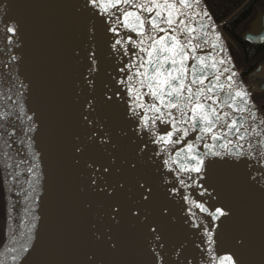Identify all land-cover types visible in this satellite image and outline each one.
Returning <instances> with one entry per match:
<instances>
[{
    "label": "water",
    "instance_id": "95a60500",
    "mask_svg": "<svg viewBox=\"0 0 264 264\" xmlns=\"http://www.w3.org/2000/svg\"><path fill=\"white\" fill-rule=\"evenodd\" d=\"M190 2L189 16L195 13L191 26L207 41L197 55L211 54L208 62L217 63L218 70L212 71L222 75L226 93H246L247 111L233 118L255 112V124L249 119L246 127L262 135L252 134L242 142L232 136L213 141L212 135L218 134L214 130L196 143L201 133L190 130L175 143L183 135L181 128L173 142L160 143L205 225L219 263L264 264V128L203 0ZM108 3L0 0V264H92L91 249L104 264H133L117 198L116 8L105 12ZM136 4L151 6L149 0H133L125 10L141 12ZM141 14L150 18L154 13ZM13 27L14 32L7 31ZM137 32L132 30L138 45ZM250 85L262 89L264 78L251 79ZM145 100L149 105L150 96ZM149 113L158 138L173 130L171 122L155 119L159 113ZM229 139L233 144L228 145ZM189 143L195 144L192 152L187 151ZM200 157L202 171L197 173L191 169ZM217 208L227 214L214 218Z\"/></svg>",
    "mask_w": 264,
    "mask_h": 264
},
{
    "label": "snow or ice",
    "instance_id": "6c2138e0",
    "mask_svg": "<svg viewBox=\"0 0 264 264\" xmlns=\"http://www.w3.org/2000/svg\"><path fill=\"white\" fill-rule=\"evenodd\" d=\"M91 3L96 5L99 0H91ZM132 3L133 0H109L104 11L108 12L109 8H116L120 4L129 5ZM149 3L151 6L147 7L145 4L135 5L141 12L124 11L123 20L118 23L122 22L124 27L133 31L138 29L137 35L141 39L137 45L140 47V52L136 55L146 54V58H142L137 66L136 75L140 78L139 88H147L148 91L141 94L139 88L130 86L129 92H136L138 101L142 100L144 95H148L151 102L147 107L143 103H139L137 107H146L147 111L159 113L155 119L171 122L173 125V130L169 131L167 136H160L159 141L165 144L173 142L171 138L179 133L181 128L183 135L175 143L183 141L189 135L190 130L201 133L196 137V143L205 139L206 134L213 133L214 130L218 134L212 135L213 141L232 136L234 140L242 142L252 134L257 137L261 136L262 133L255 127H246L249 119L255 124V112L251 113L250 117L240 115L233 118L235 113L247 111L245 106L249 101L246 98V93L243 91L226 93L224 91L225 84L221 82L222 75H216L212 71L218 70L217 63L208 62L211 54L209 57L197 55V50L202 49L207 41L204 40L202 31H197L191 26V21L195 19V13L189 16L188 10L193 8L190 0H163L162 3L160 0H149ZM196 3L198 4L199 0H196ZM157 8L160 10L154 11ZM142 12L154 14L148 18L142 17ZM205 15L207 14L205 13ZM15 30V27L7 29L9 32ZM157 33H163V35H157ZM128 41L137 44V41L132 37H129ZM120 44L121 40H116L113 47ZM89 59L92 60L93 65L91 71H95L96 61L92 59L91 54ZM219 63L223 64L224 61ZM235 75L233 72L229 79ZM132 79V76H128L129 81ZM225 109L232 111H225ZM172 110H176V113L174 114ZM166 118H171V120L168 121ZM145 123L147 124V117ZM261 124H264V121H261ZM185 125L189 127H184ZM260 143H264V140ZM231 144H233V139L228 140V145ZM194 147V143H189L187 151L192 152ZM221 147H227V145H221ZM240 147L243 148V144ZM207 154L205 153V155ZM237 154L243 153L238 152ZM177 155L179 156L180 153L178 152ZM196 158V156L191 157V159ZM202 165L203 157H200L198 164L191 170L200 173ZM200 207L203 209L202 205ZM203 210L206 211V209ZM226 214L225 211L217 208L214 218L219 219ZM227 259L230 260L231 257Z\"/></svg>",
    "mask_w": 264,
    "mask_h": 264
},
{
    "label": "rangeland",
    "instance_id": "374dc122",
    "mask_svg": "<svg viewBox=\"0 0 264 264\" xmlns=\"http://www.w3.org/2000/svg\"><path fill=\"white\" fill-rule=\"evenodd\" d=\"M134 130V142L133 135L127 134L120 150L126 153L134 143L155 173L151 176L137 167L130 159L131 151L121 155L119 169L115 156L120 221L133 264H215L192 208L164 165L147 149L138 129ZM134 155L139 157L136 151Z\"/></svg>",
    "mask_w": 264,
    "mask_h": 264
},
{
    "label": "bare ground",
    "instance_id": "6f19581e",
    "mask_svg": "<svg viewBox=\"0 0 264 264\" xmlns=\"http://www.w3.org/2000/svg\"><path fill=\"white\" fill-rule=\"evenodd\" d=\"M124 11H126L124 4L118 5L115 10V42L116 40H121V44L115 46L114 113L116 145L115 156L118 160L117 168L119 169L120 167L119 163L121 162V155L125 153L120 150V147H122L121 144H123L124 142V137L127 136V134L131 133L133 135L134 142V138L136 137V132L134 130L135 127L140 132L142 140L144 141L147 149L160 160L162 165H164L167 173L174 181L178 193L184 198L187 205L192 208L195 222L200 228L203 236L206 238V241L211 249L212 259L214 260L215 264H220L205 225L159 141L158 135L151 121L152 119L150 113L146 110L147 104L145 95L143 96L142 100L138 101L136 99L137 93L129 92L130 86L132 88H139L138 81L140 78L136 75V73L137 66L141 62V58L140 56L136 55V53L139 52L137 44H133L128 41L129 37H132V39L135 40L132 30L124 27L122 22L118 23V21L123 20ZM134 64L136 66H133ZM140 71H143V69H140ZM128 76H132L133 79L129 81ZM139 91L141 94H143L145 93V88H139ZM139 103L145 104L146 107H137ZM146 117L147 124L145 123ZM130 149L127 150L128 152L131 151L130 159L132 160V162L137 165V167H139L140 169H144L152 176L155 173L153 164L149 162V160L144 162L143 159L140 158L139 152L134 147V143L131 144ZM135 151L139 156L137 159H135ZM128 152H126L125 154H128ZM89 256L92 264H104V262L99 258L98 254L93 249L90 250Z\"/></svg>",
    "mask_w": 264,
    "mask_h": 264
},
{
    "label": "flooded vegetation",
    "instance_id": "af4514ba",
    "mask_svg": "<svg viewBox=\"0 0 264 264\" xmlns=\"http://www.w3.org/2000/svg\"><path fill=\"white\" fill-rule=\"evenodd\" d=\"M220 1V20L215 23L223 35L226 47L236 51L233 65L260 121H264V87L251 89L250 85L251 79L257 82L264 78V0ZM262 126L264 128V124ZM2 237L3 192L0 179V243Z\"/></svg>",
    "mask_w": 264,
    "mask_h": 264
},
{
    "label": "trees",
    "instance_id": "16d2710c",
    "mask_svg": "<svg viewBox=\"0 0 264 264\" xmlns=\"http://www.w3.org/2000/svg\"><path fill=\"white\" fill-rule=\"evenodd\" d=\"M207 10L209 11L211 17L213 18L214 21H219L220 17H219V12H220V5H221V1L220 0H203ZM212 4H215L214 6H212ZM220 30V29H219ZM228 48V47H227ZM230 56L232 58V60L236 59V51H232L228 48ZM238 53V51H237Z\"/></svg>",
    "mask_w": 264,
    "mask_h": 264
}]
</instances>
